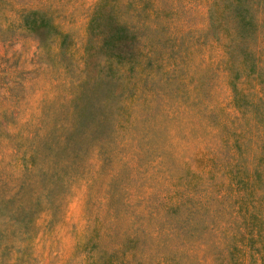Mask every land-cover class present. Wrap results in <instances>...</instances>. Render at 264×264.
Here are the masks:
<instances>
[{
    "label": "rangeland",
    "instance_id": "rangeland-1",
    "mask_svg": "<svg viewBox=\"0 0 264 264\" xmlns=\"http://www.w3.org/2000/svg\"><path fill=\"white\" fill-rule=\"evenodd\" d=\"M99 1L0 3V264H264L252 251L264 244L262 133L233 106L213 0H107L141 34L131 73L107 72L87 51ZM248 1L264 75V5ZM19 8H46L63 46L53 29L22 27ZM233 65L241 71L238 48ZM93 71L112 78L108 97ZM86 80L97 109L62 144ZM240 82L258 93L255 79Z\"/></svg>",
    "mask_w": 264,
    "mask_h": 264
},
{
    "label": "trees",
    "instance_id": "trees-1",
    "mask_svg": "<svg viewBox=\"0 0 264 264\" xmlns=\"http://www.w3.org/2000/svg\"><path fill=\"white\" fill-rule=\"evenodd\" d=\"M106 1L107 0H100L96 4L90 18L88 30L90 37H96V46L93 49V46H90L89 41L87 51H92L90 52L92 55L97 52L103 54V65L106 66L105 69H107V72L115 70L114 67L117 68L120 73L134 72L135 67L139 65L141 60V34H139V32L128 22L116 17L113 10H105L104 6ZM260 1L264 5V0ZM1 2L5 5H9L10 3L9 0H0V3ZM248 2V0H213L210 6L209 18L213 20L211 21V24L215 23L218 29L222 30V34H225L226 37L224 48L227 58L225 61L228 62L226 64V70L229 73V84L232 89L233 106L243 116L249 115L262 133V144L259 146V159L256 160L253 167V170H255L254 178L256 185L259 188H262L264 187V75L261 74L260 64L262 62L256 58L257 52L255 53L254 50L257 48L261 49V47L253 42L255 37L257 39L258 23L256 19H254L252 7L248 5ZM17 17L18 22L19 24L21 23L22 27L33 32L45 33V31L53 29V31H56L54 37H58L60 39V47L63 46V42L67 37V34L56 30V26L52 21L53 19L50 12L46 8H22L21 10L19 8L17 11ZM237 48L241 55V71L239 68H234L233 65L234 51ZM259 55L263 57V53H260ZM96 64L99 65V63L95 61V58L93 65L89 62V65L91 66H96ZM93 69L95 71V68ZM90 77L91 76H89V78ZM248 78L256 80L258 93H245L241 87H238L242 79ZM89 81H95L96 86L101 85V98H103L101 95L104 97H108L110 95L109 88L114 84L112 82V78L104 81L102 78H97L94 73ZM89 81H84L86 82L85 85H82L84 82L81 84L84 88L78 97V100L84 99V103L80 107L78 106L76 108V123L66 131L61 142L62 144H66L73 134L82 132L81 127L77 128L78 124H80V121H85L88 117L92 118L93 110L97 109L95 104L93 105L91 99L89 98L90 94H87L88 90L86 91V84H88ZM101 107L104 108L103 115H105V112L107 111L112 112L111 105L107 99L104 100ZM100 124L101 123H98L96 125L100 126ZM235 139L234 148L238 150V133L235 135ZM234 148L232 146V149ZM58 149L59 148H57V150ZM231 159H233L234 162H231V166L229 168L230 171L241 170V158L239 157L237 160V157H231ZM237 162L238 164H236ZM233 177L235 176H232V178ZM7 199L8 200H5V202L9 201V199L11 200V197ZM259 200L264 202V189L259 196ZM16 217H18V215ZM243 239L246 240L248 248L249 243L254 247V241L258 239L261 241L263 239L262 230L257 229L256 236H254L251 232L248 238L245 236L242 240ZM252 251L256 253H264V244H260V248H254Z\"/></svg>",
    "mask_w": 264,
    "mask_h": 264
}]
</instances>
